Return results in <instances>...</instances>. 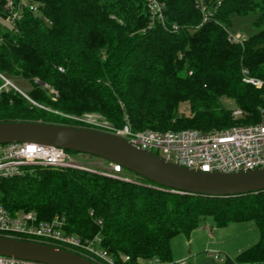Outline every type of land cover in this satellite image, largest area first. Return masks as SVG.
<instances>
[{
	"label": "trees",
	"instance_id": "obj_1",
	"mask_svg": "<svg viewBox=\"0 0 264 264\" xmlns=\"http://www.w3.org/2000/svg\"><path fill=\"white\" fill-rule=\"evenodd\" d=\"M160 1L165 26L151 17L148 0H15L22 17L0 32V122L74 126L34 104L99 114L115 128L127 118L134 132L208 133L260 122L264 87L244 79L264 83V0ZM251 12L253 34L233 42V19ZM9 77L31 84L27 97L4 87ZM224 100L243 117L235 120ZM0 206L42 221L64 218L66 233L82 239L99 235L115 264H187L172 259L174 237H189L209 217L220 228L252 222L258 243L227 264H264V192L212 199L170 193L124 169L113 177L37 168L0 181Z\"/></svg>",
	"mask_w": 264,
	"mask_h": 264
},
{
	"label": "built area",
	"instance_id": "obj_2",
	"mask_svg": "<svg viewBox=\"0 0 264 264\" xmlns=\"http://www.w3.org/2000/svg\"><path fill=\"white\" fill-rule=\"evenodd\" d=\"M148 8L151 17L165 26V5L160 0H148ZM22 9V6L16 5L15 0H7L5 11L11 25H16L21 19ZM206 19L204 17V22ZM177 30L176 26L172 27V31ZM231 40L242 43V39L236 40L232 36ZM3 80L4 87L11 86L23 95L9 81ZM244 81L257 88L264 87L261 81L247 78ZM232 117L237 120L243 117V113L237 109L233 111ZM106 130L105 132L124 138L130 144L151 152L166 162L203 173L229 174L264 168V111L260 122L256 124L237 125L208 133L193 129L134 132L127 123V118L124 127H110ZM76 155L64 149L37 144L0 145V181L27 177L34 174L37 168L88 170L79 165ZM105 163L106 170L102 174L115 177L123 173L122 166ZM66 225L64 218L55 217L51 221H42L34 212L20 211L12 214L0 206V237L54 246L80 255L95 264H115L101 249L102 239L99 235L92 239H82L67 234ZM99 225L102 223L99 222ZM128 260L127 257L126 261ZM0 264L42 263L0 256Z\"/></svg>",
	"mask_w": 264,
	"mask_h": 264
},
{
	"label": "water",
	"instance_id": "obj_3",
	"mask_svg": "<svg viewBox=\"0 0 264 264\" xmlns=\"http://www.w3.org/2000/svg\"><path fill=\"white\" fill-rule=\"evenodd\" d=\"M37 144L120 165L170 193L212 199L264 192V168L238 173H203L172 164L119 136L87 128L39 122H0V145ZM0 256L42 264H95L54 246L0 237Z\"/></svg>",
	"mask_w": 264,
	"mask_h": 264
},
{
	"label": "rangeland",
	"instance_id": "obj_4",
	"mask_svg": "<svg viewBox=\"0 0 264 264\" xmlns=\"http://www.w3.org/2000/svg\"><path fill=\"white\" fill-rule=\"evenodd\" d=\"M255 1L261 2V0ZM256 19L257 13L255 12H251L245 17L234 18L229 28V34L236 40L248 37L254 32L253 24ZM10 26L11 24L7 19L0 17L1 33ZM8 80L12 86L22 93H25H23L24 98L27 97V94L31 90V84L29 82L19 77H9ZM34 105H36L40 112H44L47 115L56 114L66 120L72 121L73 127L103 132L107 128L113 127L99 114L92 113L76 117L56 112L51 107L38 104ZM223 105L230 111L237 110L236 104L230 100H224ZM3 116L2 119H9L5 115ZM76 158L82 167L99 170L101 172L106 170V163L101 159L82 154H77ZM259 239V231L252 222L233 223L224 228H220L217 226L214 218L209 217L189 237L186 235H178L172 239V259L177 262L185 261L187 264H227L229 260L235 259L240 253L256 245ZM137 264L141 263L137 262Z\"/></svg>",
	"mask_w": 264,
	"mask_h": 264
},
{
	"label": "crops",
	"instance_id": "obj_5",
	"mask_svg": "<svg viewBox=\"0 0 264 264\" xmlns=\"http://www.w3.org/2000/svg\"><path fill=\"white\" fill-rule=\"evenodd\" d=\"M175 262H177V261H175ZM182 262H185V261H182Z\"/></svg>",
	"mask_w": 264,
	"mask_h": 264
}]
</instances>
